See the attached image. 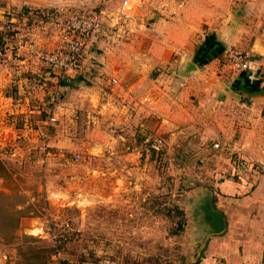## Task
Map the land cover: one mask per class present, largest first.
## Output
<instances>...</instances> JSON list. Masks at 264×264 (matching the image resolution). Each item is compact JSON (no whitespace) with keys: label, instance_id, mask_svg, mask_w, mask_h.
<instances>
[{"label":"rangeland","instance_id":"obj_1","mask_svg":"<svg viewBox=\"0 0 264 264\" xmlns=\"http://www.w3.org/2000/svg\"><path fill=\"white\" fill-rule=\"evenodd\" d=\"M141 2L129 0L127 22L132 27L124 34L115 28L121 33L115 35L119 0H0V111L5 101L17 102L23 89L30 88L18 85L25 77L41 85L44 102L42 108L39 96L27 93L31 112L24 114L18 107L5 118L20 139L10 145L17 157L8 159L0 153V264L263 263L254 255L248 259L244 250L236 257L239 254L229 246L210 250L211 232L199 203L206 194L211 199L216 172L205 161L226 157L213 146L226 138L210 133L202 143L208 151L201 162L204 157L191 139L179 142L171 138L172 131L150 137L136 131L133 139L117 138L113 111L105 116L98 109L100 94L106 109L120 84L129 85L138 68L147 69V33L159 41L168 23L179 19L181 12L145 9ZM98 9L103 11L102 29L83 55L79 75L86 78L76 81L73 76L76 90L62 89L67 77L37 75L35 71L47 68L34 51H47L60 43L56 21ZM26 10L36 13L24 18ZM8 12L14 20L10 29ZM153 20L157 27L148 29ZM138 24H142L139 33L133 28ZM114 35L118 39L113 40ZM149 73L156 77L160 67H152ZM110 77L119 78V84L109 82ZM82 90L93 94L88 100L92 110L81 103ZM75 92L79 93L71 95ZM72 98L79 104L68 111L69 120L65 106ZM49 112L58 114L53 124L58 136L71 134L70 147L48 141L44 130L50 133L52 126L44 121ZM154 137L164 140L163 147L152 145ZM42 248H49L43 252L47 257H41L42 252L37 256Z\"/></svg>","mask_w":264,"mask_h":264},{"label":"crops","instance_id":"obj_2","mask_svg":"<svg viewBox=\"0 0 264 264\" xmlns=\"http://www.w3.org/2000/svg\"><path fill=\"white\" fill-rule=\"evenodd\" d=\"M149 1L142 0L141 7L178 11L179 19L168 23L159 41L147 33V69L138 68L137 77L129 85L120 84L114 102L106 109L100 94L98 109L105 116L113 111V128L119 139H133L136 131L148 133L147 137L172 131L171 138L182 143L191 139L197 153L204 157L208 151L202 145L204 139L212 134L226 138L232 147L221 149L225 158L200 160L216 172L211 202L225 221L221 232L209 235L210 250L215 246L217 251H223L229 246L239 254L236 257L244 250L248 259L254 255L264 264V171L247 167V163L264 161V0ZM138 26L142 24L133 28L139 33ZM156 27L154 20L148 24V29ZM120 34L115 30V35ZM115 35L113 40L118 39ZM230 47L251 55L249 70L234 72L223 66L224 53ZM152 67H160L156 77L149 75ZM35 73L48 79L43 70ZM72 79L62 89L76 90ZM32 81L26 77L18 81L19 87H30L23 89L15 102L24 114L31 112L27 93L39 96L38 104L42 108L44 105L39 95L43 93L41 85L35 86ZM81 95V103L92 110L88 100L93 94L82 90ZM77 104L75 98L66 104V119H71L68 111ZM57 131L53 125L48 141L54 146L70 147L71 134L59 137Z\"/></svg>","mask_w":264,"mask_h":264},{"label":"built area","instance_id":"obj_3","mask_svg":"<svg viewBox=\"0 0 264 264\" xmlns=\"http://www.w3.org/2000/svg\"><path fill=\"white\" fill-rule=\"evenodd\" d=\"M115 11V22L113 24V28L125 33L129 30L127 21L131 17V7L129 5V0H119ZM8 13L10 14V12ZM35 13V11L26 10L22 12V17L27 18L30 14ZM13 21V14L11 13L10 18L6 22L8 29L12 27ZM102 23L103 11L101 9H98L97 11H94L86 16L70 14L56 21L58 34L61 37L60 43L47 51H34L36 57L40 58L43 61V64L46 66V74L48 78H50L51 74H53L52 77L56 79H58V77L73 78V76H77L79 73L83 72V55L85 53V49L88 43L96 38L97 34L101 32ZM250 57L251 55L248 52L240 50L236 47H230L226 49L224 53L222 64L234 72L249 70L251 68ZM109 82L117 84L118 79L116 77H110ZM5 99L7 100L8 97H5ZM7 103L8 105H6ZM4 104V110L0 111V115H5L2 116L0 122V140H3L0 142L2 143L0 144V153L2 156L4 155L5 158L9 157L8 159H10L11 155L13 157H17L16 153L10 148V145L13 144L14 141L18 142L20 137L15 134L16 132L13 128L6 124L8 121H5V118L7 116L9 119L11 116L10 113L12 111L15 112L18 106H15L16 103L12 100V98H9V100H7V102L5 101ZM57 120L58 116L49 112L44 123L45 125L53 126ZM44 134L48 138L49 131L47 128L44 130ZM22 139L23 141L25 140V138ZM152 145L154 147L156 146L161 148L164 145V140L159 137H154ZM213 146L219 149H228L232 147L227 142L218 141L214 142ZM75 156L78 158L80 157V154L77 153ZM233 158L234 157H232V159ZM235 159L237 160V156ZM247 164V167L264 171V161L258 163L251 162ZM235 167L237 168L238 166L236 165ZM232 174L235 173L233 172Z\"/></svg>","mask_w":264,"mask_h":264},{"label":"water","instance_id":"obj_4","mask_svg":"<svg viewBox=\"0 0 264 264\" xmlns=\"http://www.w3.org/2000/svg\"><path fill=\"white\" fill-rule=\"evenodd\" d=\"M75 80H84V76L77 75ZM201 217L211 233H219L225 228L223 215L212 207L211 199L208 194L202 196L199 203Z\"/></svg>","mask_w":264,"mask_h":264},{"label":"trees","instance_id":"obj_5","mask_svg":"<svg viewBox=\"0 0 264 264\" xmlns=\"http://www.w3.org/2000/svg\"><path fill=\"white\" fill-rule=\"evenodd\" d=\"M65 79H66V80H63V81H62L63 84H67V83H69L70 80H71V78H65ZM248 168H250V167H248ZM0 169H3V166L0 165ZM257 171H259V173L261 172V170H259V169H257ZM16 212L18 213V211H16ZM48 249H49V248H42L41 250L38 249V251H37V256L40 255L39 253L42 252L41 257H44V255L47 257L48 255L43 254V252H44L45 250H48Z\"/></svg>","mask_w":264,"mask_h":264}]
</instances>
